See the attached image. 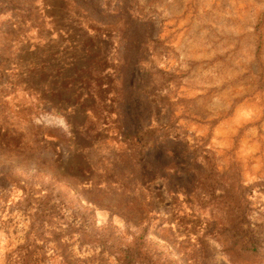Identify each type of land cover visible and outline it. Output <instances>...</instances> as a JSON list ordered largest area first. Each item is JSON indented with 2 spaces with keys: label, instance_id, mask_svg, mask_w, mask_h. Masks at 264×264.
I'll return each instance as SVG.
<instances>
[{
  "label": "rangeland",
  "instance_id": "rangeland-1",
  "mask_svg": "<svg viewBox=\"0 0 264 264\" xmlns=\"http://www.w3.org/2000/svg\"><path fill=\"white\" fill-rule=\"evenodd\" d=\"M15 1L27 7V20L0 12L7 57L0 114L8 124L0 139L14 161L27 175L38 168L44 182L55 172L56 186L93 209L96 226L110 222L128 239L134 222L147 225L146 239L176 264H234L215 237L226 225L225 210L207 191L220 175L228 182L225 176L236 174L249 228L264 235V0ZM92 56L103 64L105 117L98 135L84 140L73 138L70 122L83 129L88 115L81 103L90 101L89 90L78 81ZM40 72L56 94L29 117L24 89L34 90L28 77ZM64 79L72 88L61 86ZM147 129L155 135L135 162L121 138ZM77 154L88 164L79 177L67 173ZM131 188L147 193L146 212L121 210L120 192ZM18 197L16 188L0 195V264L27 233ZM63 241L73 264H113L76 234ZM33 242L32 264H58L45 258L58 244L50 233L35 234Z\"/></svg>",
  "mask_w": 264,
  "mask_h": 264
},
{
  "label": "trees",
  "instance_id": "trees-1",
  "mask_svg": "<svg viewBox=\"0 0 264 264\" xmlns=\"http://www.w3.org/2000/svg\"><path fill=\"white\" fill-rule=\"evenodd\" d=\"M26 10V6L25 8L21 7V5L16 4L15 0H0V12L19 13L24 20H27ZM5 49L6 45L0 44V74L2 63L7 60ZM85 71L88 73L78 82L89 90L90 101L81 103L88 115L82 123L83 129L78 127L77 122L72 121V124L70 122V130L72 129L76 135L73 138L82 135L84 140H91L100 132L105 117L102 99V92L105 90L102 87V60L92 56L85 67ZM48 76L52 79L54 74H48ZM44 78L43 72L34 73V76L31 74L28 77L32 80L30 84L34 87V90L24 89L31 99V102H28L25 107L29 111V117L40 111L38 108L40 102L48 101L52 95L56 94L55 92V94L52 93L53 80L44 83ZM5 82L10 87H19L18 80L6 78ZM61 86L72 88L71 79H64ZM3 122L6 124V119L2 118L0 114L1 137L8 127V124L5 127ZM24 124H30V119L24 121ZM20 125L12 124L11 127L14 131L24 132L26 129ZM13 130L11 131L13 132ZM154 135L155 131L150 129L141 133L125 132L121 141L128 145L129 158L135 162L140 161L144 157L150 138ZM75 156L77 162L73 166L67 167V173L79 177L87 172L88 164L82 155L77 154ZM14 158H16V153L5 150V143L0 139V195L8 192L11 188H16L19 191V197L15 203L27 211L29 216L24 241L18 245L14 252L11 251L12 253L6 254L4 257L5 264H32L35 260L34 247L36 245H33L35 234L41 235L46 232L50 233L52 240L58 244L54 247L57 251L53 248L45 258L53 259L58 264L74 263L71 260L70 250H67L66 242H59L63 237L70 239L73 234H76L80 245L86 244L90 248H97L98 254L101 256L102 254L111 256L113 264H176L169 252L157 247L153 241L146 239L147 225L139 227L140 221L134 222L136 230L130 233L128 239H125L110 222L96 226L93 209L88 206H81L76 198L73 200L68 197L65 186H56L55 183L59 180L55 172H48V180L44 182L37 178V174H40L38 168L35 173L27 175L24 172V164L18 165V161H14ZM220 178L221 175L214 182L215 184L213 186L208 185L210 189L206 190L207 193H211V198L217 199L218 208H222L226 213V225L215 237L220 235L222 251L234 264H260L264 262L262 252L264 235L253 232L249 228V213L245 209L244 190L240 186L238 176L236 174L225 176L228 182L221 181ZM133 180L136 181L137 177ZM37 183L39 186H36ZM215 189L219 193L213 196L212 191ZM191 192H193L192 189L188 191L190 196L193 195ZM146 194V192L135 188L122 190L120 195L124 198L125 204L121 210L128 216L146 212L147 206H150L149 197ZM100 259L102 260L103 257Z\"/></svg>",
  "mask_w": 264,
  "mask_h": 264
}]
</instances>
